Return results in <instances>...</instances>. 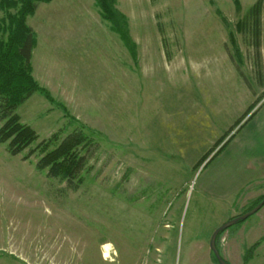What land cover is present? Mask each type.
<instances>
[{
    "label": "rangeland",
    "instance_id": "374dc122",
    "mask_svg": "<svg viewBox=\"0 0 264 264\" xmlns=\"http://www.w3.org/2000/svg\"><path fill=\"white\" fill-rule=\"evenodd\" d=\"M255 1L116 0L133 56L94 0L37 4L32 75L68 115L39 92L15 112L37 142L84 126L88 172L72 190L23 157L37 142L0 143V264H218L211 233L264 193V7L236 28ZM257 240L245 264L264 205L218 247L244 264Z\"/></svg>",
    "mask_w": 264,
    "mask_h": 264
},
{
    "label": "trees",
    "instance_id": "16d2710c",
    "mask_svg": "<svg viewBox=\"0 0 264 264\" xmlns=\"http://www.w3.org/2000/svg\"><path fill=\"white\" fill-rule=\"evenodd\" d=\"M50 1L0 0V10L3 11V16L0 17V120L3 121L0 125V143H6L7 150L11 155H17L37 142L36 131L21 122L15 112L16 108L32 93L39 92L49 102L57 104L65 115H68L65 106L57 102L49 90L39 85L32 75L31 56L36 45V36L28 25L27 18L34 14L39 2ZM232 1L236 8L240 9L239 0ZM94 3L102 19L109 23V28L117 33L123 45L133 56L135 47L128 36L126 17L115 7L116 0H94ZM262 7H264V2L256 0L244 19L237 22L236 28L238 27L239 31H242L248 26L257 36ZM253 115L252 113L248 119ZM229 141L230 138L215 154L221 151ZM91 143L92 140L84 131V126H81L80 129L73 130L62 138L58 133H53L50 137L41 139L34 147L29 148L23 157L27 159L37 152L39 157L35 166L38 170L46 169L49 177L57 178L59 181H63L67 188L76 190L86 179L88 172L87 150ZM207 156L208 154L202 160L204 161ZM263 197L264 193L243 213L252 209ZM245 220H240L234 225L241 224ZM224 231L219 232L215 240L219 252L218 240ZM261 241L263 240H257L245 249L242 256L244 264L253 257L254 251ZM211 256L213 261L218 263L212 252Z\"/></svg>",
    "mask_w": 264,
    "mask_h": 264
},
{
    "label": "water",
    "instance_id": "95a60500",
    "mask_svg": "<svg viewBox=\"0 0 264 264\" xmlns=\"http://www.w3.org/2000/svg\"><path fill=\"white\" fill-rule=\"evenodd\" d=\"M263 205H264V197L252 209L229 218L228 220H226L225 222H223L222 224H220L213 230V232L210 235V239H209V248H210V251L215 256L218 264H229V263L223 258V256H221L219 250L216 247L215 240H216L217 234L223 230H226L227 228L234 225L238 221L245 220L247 217L257 212Z\"/></svg>",
    "mask_w": 264,
    "mask_h": 264
},
{
    "label": "bare ground",
    "instance_id": "6f19581e",
    "mask_svg": "<svg viewBox=\"0 0 264 264\" xmlns=\"http://www.w3.org/2000/svg\"><path fill=\"white\" fill-rule=\"evenodd\" d=\"M103 249H104V253H105L104 256H108L109 252H110L109 244L104 245Z\"/></svg>",
    "mask_w": 264,
    "mask_h": 264
},
{
    "label": "crops",
    "instance_id": "0c3cea01",
    "mask_svg": "<svg viewBox=\"0 0 264 264\" xmlns=\"http://www.w3.org/2000/svg\"><path fill=\"white\" fill-rule=\"evenodd\" d=\"M51 1H53V0H51ZM37 42V41H36ZM36 46V45H35ZM34 49V48H33ZM33 51V50H32ZM32 57V56H31Z\"/></svg>",
    "mask_w": 264,
    "mask_h": 264
}]
</instances>
